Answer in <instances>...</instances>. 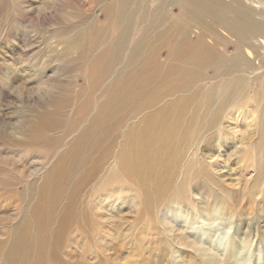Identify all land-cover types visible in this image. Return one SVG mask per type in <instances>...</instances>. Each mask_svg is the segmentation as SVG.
I'll return each instance as SVG.
<instances>
[{
    "label": "bare ground",
    "instance_id": "bare-ground-1",
    "mask_svg": "<svg viewBox=\"0 0 264 264\" xmlns=\"http://www.w3.org/2000/svg\"><path fill=\"white\" fill-rule=\"evenodd\" d=\"M132 1L97 0L105 14L104 28L90 25L98 19L89 21L88 14L73 12L74 18H81L70 25L62 49L43 58V73L53 60L70 69L85 60L88 88L84 98H75L78 102L59 98V107L42 106L24 127L26 140L16 141L41 153L30 173L49 164L40 183L28 186V197L34 201L25 205L26 213L0 237V264H102L101 258L71 260L65 238L70 232L77 240L84 235L91 241L95 228L89 232L96 224L82 196L103 174L108 178L102 188L113 183L120 187L126 181L138 193L141 207L161 204L155 216L161 219L164 234L175 239L176 248L194 249L191 252L208 264L235 256L225 252V242L216 244L211 232L204 236L208 244L201 238L197 242L193 235L200 233L193 225L199 217H223L217 202L207 209L214 193L209 185L222 193L228 182L239 184V192L257 185L260 189L256 181L264 173V0H159L141 16L149 24L135 41L137 5L148 3L136 0L128 18L125 12ZM170 6L179 14L167 15ZM114 18L117 33L112 35L107 26ZM78 25H83L82 33L72 34ZM92 30L93 39L86 40L85 33ZM128 66L131 69L122 73ZM228 143L231 152L223 148ZM199 182L206 188L196 189L198 197L188 192L181 196L187 183ZM117 186L87 201V206L99 202V207L92 204L95 215L107 219L102 231L110 238L116 235L111 228L122 224L117 218L122 220L126 212L108 217L100 209L132 199L123 198L125 193ZM132 188L128 191L138 198ZM202 201L205 206L199 205ZM258 202L259 210L248 220L264 230V198ZM139 204L132 203L133 211ZM149 210L146 213L153 209ZM262 229L258 237L264 241Z\"/></svg>",
    "mask_w": 264,
    "mask_h": 264
},
{
    "label": "rangeland",
    "instance_id": "rangeland-1",
    "mask_svg": "<svg viewBox=\"0 0 264 264\" xmlns=\"http://www.w3.org/2000/svg\"><path fill=\"white\" fill-rule=\"evenodd\" d=\"M108 1L117 3V0ZM134 1L130 4V6L133 5L132 8L127 7L125 12L128 18H130L131 10H135L134 4H137V1ZM143 1L147 2L148 5H137V10L134 14V27L136 28V31L132 34L134 41L137 33L144 29L146 30L149 24L142 21L140 19L141 16L146 11H149V9H154L159 3V0ZM88 7L89 9L87 10L86 8ZM115 8L117 9V6ZM98 11H101V8L97 0H0L1 238L5 237L8 228L12 224H15L17 220L19 221L26 213L25 205L28 206L29 203L34 201L28 197V186L30 183H34V186L40 183L42 174H44L49 164L46 161L39 166L38 170L30 173L36 168L41 153L35 148H27L16 144V141L23 143L26 140L23 131L24 127L35 119L34 114H36L37 110H41L42 106H45V108L59 107L61 104L59 98H74L75 102V98H84L88 88V79H85V60L74 65V69H70L69 66L59 64L53 60L52 64L43 73L40 70L43 58L52 53L50 52L52 50L57 51L62 49L63 40L70 35V25H77V21L81 18H74L72 16L73 12L76 15L80 14L84 17H87L86 14H88L90 16L89 21L98 19L99 21L91 22L90 25L104 28L105 14L102 11ZM95 14H97L96 18L93 17ZM171 14L178 15V9L170 6L167 9V15ZM116 21L114 18V21L110 22L109 26H107V30L112 35L117 33ZM81 28H84L83 25H78L72 34L82 33ZM154 29L155 27L153 26ZM93 30L85 33L86 40L93 39ZM164 49L168 51V48ZM164 49L161 50V53L166 55L165 51H163ZM96 51L98 50L95 49L94 52ZM127 51L129 52V48H127ZM103 62H106L105 58ZM120 66L119 64L116 69L119 70ZM130 69L131 66L124 67L122 73L128 72ZM210 71L208 70L207 72ZM255 87L256 89L259 88V84H256ZM76 91L79 94L74 95ZM98 97L99 95L95 96V98ZM224 147L225 152H231V143L224 145ZM113 160L114 158H111V163H113ZM107 178L108 176L103 174V178H100L101 181L97 179L83 193L82 201L84 208L87 207V212L91 216V222L96 224V226H91L89 234L92 229L95 228V230L92 234H88L90 237L92 236L89 243L83 237L84 235L78 236V240L74 238L75 236H70V232L66 236V252L71 257V260L78 261L79 259H83L84 262H94L96 261L95 259L101 258L102 264H190V262L194 264H208L206 259L199 258L191 252L195 251L194 249L180 246H178L179 249L176 248L177 244L173 236L171 234L169 236L164 234V231L160 228L163 225L162 221L159 217L155 216V209L160 208L161 204L156 207L153 204L151 209L143 208L141 207V199L138 193L126 181L120 187L113 183L106 188H102L100 184L103 179ZM256 182L257 184L259 183V190L257 185L252 189L243 190V192L242 190L239 192V184H234L233 182L226 183L224 193L210 185L208 186V189L212 190L216 195L214 193L210 194L211 202L207 205V209L212 210V204L217 202V206L219 205L222 208L223 217H210L204 212L209 217L203 216L198 218L193 225V230L199 232L200 235L198 237L196 235L193 236L196 237L195 240L197 242L200 238L205 241L207 238L204 236L211 232L216 244L225 242V252L228 251L235 256L232 260H229V255H227V260H223L220 264H264V241L258 237V232L262 228L260 224L251 223V220H248L251 219V214L254 215V212L259 210V198H264V188H262L264 186V173ZM114 185L122 190V194L125 193L123 198L129 196L132 199L131 201H126L124 204L121 201H113L102 207L99 211V213L108 217L126 212L122 220L117 218V221L122 224L110 230V232H114L116 235L118 232L120 234L118 236L115 235L113 239L104 235L102 231L106 227L104 222H107V219L95 215L97 211L94 210L93 205L99 207V202H90L89 206H87V201L90 196L92 200H95L97 195L99 193L102 194L104 190L114 191L112 188ZM253 186L255 185L253 184ZM129 187L134 190L138 198L131 191H128ZM200 187L205 189V183L199 182L193 185L187 183L183 188L181 196H185L186 192H188L190 196L198 197L199 195L195 191L197 188L200 189ZM203 192L206 193L205 191ZM256 197L257 199H255ZM218 199L222 201L218 202ZM249 201L250 203H248ZM132 203L134 206L139 204L138 211H133ZM226 204L230 207L227 211L223 208ZM199 205L205 206L204 201L200 202ZM129 209L133 217L129 216ZM149 209L153 210L150 213H146ZM230 214L233 219L228 216ZM228 219L231 220L228 221ZM177 220L179 219H174L171 223L175 224ZM198 227L201 229H198ZM262 231L264 233L263 229ZM94 232H96L95 235ZM89 236L88 238H90ZM78 241L81 243H78ZM206 244H208L207 240ZM83 245L84 248L81 249H84V252H81L79 248ZM236 246L243 248L236 250L238 248ZM217 248H220V246ZM71 252L74 255H71L73 254ZM257 258H260V261Z\"/></svg>",
    "mask_w": 264,
    "mask_h": 264
}]
</instances>
